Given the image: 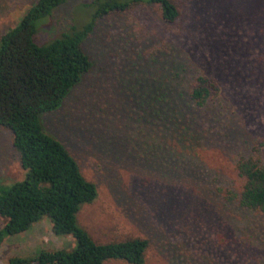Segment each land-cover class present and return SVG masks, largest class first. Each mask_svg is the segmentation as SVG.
<instances>
[{
	"label": "rangeland",
	"instance_id": "1",
	"mask_svg": "<svg viewBox=\"0 0 264 264\" xmlns=\"http://www.w3.org/2000/svg\"><path fill=\"white\" fill-rule=\"evenodd\" d=\"M35 1L0 0V36ZM88 1L55 9L38 41L65 30L73 8ZM171 1L179 15L170 26L151 5L98 19L81 45L90 71L56 110L40 116L42 129L95 185V200L76 216L94 241L143 238V264H264V216L243 212L229 197L239 189L240 156L264 163V0ZM197 76L217 87L199 109L187 103ZM168 82L185 112L198 113L193 145L165 139L145 102L149 94L142 98ZM180 156L192 166L181 168ZM22 178L11 135L0 127V185ZM74 247L43 216L2 240L0 264Z\"/></svg>",
	"mask_w": 264,
	"mask_h": 264
},
{
	"label": "trees",
	"instance_id": "2",
	"mask_svg": "<svg viewBox=\"0 0 264 264\" xmlns=\"http://www.w3.org/2000/svg\"><path fill=\"white\" fill-rule=\"evenodd\" d=\"M66 1L36 0L0 36V127L10 133L23 170L20 181L0 185V218L4 220L0 244L6 236L24 233L46 216L51 232L71 236L75 247L70 252L42 250L31 259L10 258L8 264H143L145 239L98 243L78 225L80 208L96 198L95 185L83 177L65 147L44 132L40 116L56 110L90 71L91 61L81 45L98 19L151 5L157 7L161 22L170 26L177 21L178 9L171 0H89L73 8L65 30L38 41L41 26ZM171 89L169 82L159 84L142 98L149 94L145 102L161 123L165 139L193 145L199 133L198 113H186ZM216 95L215 82L197 76L188 90L187 103L199 109ZM181 157L177 161L181 168L192 166L190 158ZM234 169L240 184L237 192L229 193L230 202L252 216H264V163L254 155L240 156Z\"/></svg>",
	"mask_w": 264,
	"mask_h": 264
}]
</instances>
